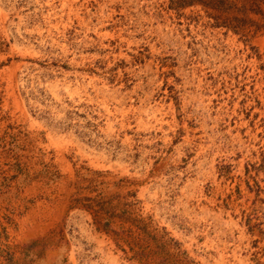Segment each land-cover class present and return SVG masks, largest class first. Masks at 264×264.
<instances>
[{"label": "rangeland", "instance_id": "rangeland-1", "mask_svg": "<svg viewBox=\"0 0 264 264\" xmlns=\"http://www.w3.org/2000/svg\"><path fill=\"white\" fill-rule=\"evenodd\" d=\"M187 262L264 264V0H0V264Z\"/></svg>", "mask_w": 264, "mask_h": 264}, {"label": "trees", "instance_id": "trees-1", "mask_svg": "<svg viewBox=\"0 0 264 264\" xmlns=\"http://www.w3.org/2000/svg\"><path fill=\"white\" fill-rule=\"evenodd\" d=\"M220 5L225 6L226 2H220ZM124 223L130 224L128 229H122L120 232L115 233L117 237H120L122 240H126L127 238L133 239L136 243H128L130 245H134L138 250L135 254L136 258H139V262L143 263L145 259H148L152 255H157L159 253H163L166 251V245L162 244L158 245L159 241L157 236L150 231V225L146 222L145 219L140 220H130L128 218L125 219ZM109 226L107 225L106 233H109ZM155 244V250L152 249L151 243ZM133 249V248H132ZM159 252V253H158ZM180 255V252L177 254ZM189 264V262H187Z\"/></svg>", "mask_w": 264, "mask_h": 264}]
</instances>
